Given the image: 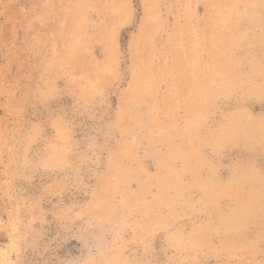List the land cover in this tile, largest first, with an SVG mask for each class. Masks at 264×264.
I'll use <instances>...</instances> for the list:
<instances>
[{"label":"rangeland","instance_id":"obj_1","mask_svg":"<svg viewBox=\"0 0 264 264\" xmlns=\"http://www.w3.org/2000/svg\"><path fill=\"white\" fill-rule=\"evenodd\" d=\"M0 264H264V0H0Z\"/></svg>","mask_w":264,"mask_h":264}]
</instances>
